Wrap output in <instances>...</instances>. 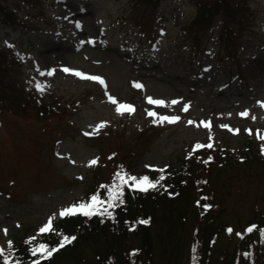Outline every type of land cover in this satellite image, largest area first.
I'll return each mask as SVG.
<instances>
[{
    "label": "rangeland",
    "instance_id": "374dc122",
    "mask_svg": "<svg viewBox=\"0 0 264 264\" xmlns=\"http://www.w3.org/2000/svg\"><path fill=\"white\" fill-rule=\"evenodd\" d=\"M0 1L15 15L0 25L3 254L39 236L49 219L53 226L61 210L90 203V188L111 181L119 165L140 178L178 171L201 150L213 162L197 159L202 190L174 210V218L185 210L183 224L169 236L168 223L149 228L152 264H187L198 199L214 226H229L212 250L215 262L227 264L245 227L264 219V0H230L235 14L227 25L222 14L210 24L199 0ZM73 72L102 78L107 91ZM109 95L134 112L117 114ZM148 112L180 119L154 122ZM206 196L211 208H203ZM140 243V235L106 226L60 264H98V252Z\"/></svg>",
    "mask_w": 264,
    "mask_h": 264
},
{
    "label": "trees",
    "instance_id": "16d2710c",
    "mask_svg": "<svg viewBox=\"0 0 264 264\" xmlns=\"http://www.w3.org/2000/svg\"><path fill=\"white\" fill-rule=\"evenodd\" d=\"M26 1V0H25ZM149 2L150 0H143ZM198 12H210V24L213 23V17L216 14H222L227 20L233 18L234 9L230 0H199ZM240 4H234V7L240 8ZM15 16V15H14ZM8 7L0 1V25L2 18L11 19L14 17ZM208 20V19H207ZM206 20V21H207ZM4 65L0 66V70ZM195 151L191 156L184 159L182 166L178 171L168 170L163 173L155 171L145 172L149 180L157 184L155 189H150L147 192H140L130 186H125L122 189V202H117V205L110 209L112 216L93 215L85 217L83 215L66 216L56 221L51 231L40 233L39 236L23 239L11 244L7 252L0 256V264H4L6 257L9 264H60L67 257L72 256L73 251L80 243L96 238L103 231L104 227H109L113 233L126 232L140 235L141 243L139 247H132L127 250H122L120 253L113 250H105L98 252V264H152L154 261V246L152 247V237L149 233V228L158 223H168L169 232L175 234V229L178 225L183 224L181 221L185 218V210L181 211L174 218V210L183 202L188 200L189 194L192 192L195 198V193L202 190L199 182H202L200 177L201 169H198V161L208 160L207 166L213 162L212 154L207 152ZM203 156H205L203 158ZM201 165V164H200ZM199 165V166H200ZM128 167V165H126ZM111 181L102 184L98 189L90 188L89 193L98 196L105 204L101 205V209L106 207L108 201V189L111 188L116 181V174L121 173L127 175V168L119 165L113 170ZM163 176L164 179L160 180ZM207 195V194H206ZM208 197V196H206ZM193 198V199H194ZM208 201L202 203L203 208L206 206L211 208L210 197ZM198 207H195L199 217L197 218L191 239L188 241L187 249V264H220L216 261L213 254V246L216 245L218 238L224 233V228H228L227 223H219L214 226L212 215L202 212L199 206L200 199L196 201ZM203 211H207L203 209ZM262 219V218H261ZM146 220L148 223H140ZM260 220V219H259ZM264 219L248 224L246 232L241 235L237 247L231 253L227 260V264H264ZM253 228V232L260 231L257 237L255 233L248 232L247 229ZM75 237L71 243H65V246L60 248L59 243L65 237ZM41 244L45 245L49 250L58 249L53 252L50 257L41 256L37 253L32 254L34 248H38ZM179 249V248H177ZM222 261L224 258L222 257ZM166 264H170L167 262ZM179 264V263H176Z\"/></svg>",
    "mask_w": 264,
    "mask_h": 264
},
{
    "label": "snow or ice",
    "instance_id": "6c2138e0",
    "mask_svg": "<svg viewBox=\"0 0 264 264\" xmlns=\"http://www.w3.org/2000/svg\"><path fill=\"white\" fill-rule=\"evenodd\" d=\"M77 27H79V25H77ZM88 42L89 43H94L93 41H88ZM63 71L67 73L70 70L65 68V69H63ZM41 74H43V73H41ZM48 74L51 75L52 73L49 72ZM72 74L78 76L80 79L95 81V82L99 83L100 85L104 86L105 90L107 91V85L105 84L104 80L102 78L98 77V76L85 75V74L80 73V72H73ZM133 87L139 89V88H142V85H140L139 83H134ZM37 90L38 91H43V89L41 88L40 85H37ZM108 100H109L110 103H112L113 105L116 106L115 110H116L117 114H121L122 115V114H124V112H128L129 114H131L132 112H134L133 106L127 105V104H124V103H119L117 101V99L112 97L111 95L108 96ZM147 102L149 104H153V105H156V106H164V104H165V102L162 101V100H154L152 98H148ZM171 103L172 104H176V103H178V101L173 100ZM261 106L264 107V104H262ZM187 110H188V107L184 106L183 111L186 112ZM147 114H148V116L154 118V122L156 120H158L161 123L162 122L175 123V122H178L179 119H180L178 116H173V117L157 116V114L155 112H148ZM241 115L242 116H247L248 113L244 112V113H241ZM188 123H189V125H191L194 122L193 121H189ZM200 125H202L205 128H208L209 131H210V122L201 121ZM103 126H104L103 124L98 125L97 126V130L100 127H103ZM222 127H228V126L224 125ZM229 131H237L238 132V130H232V129H229ZM84 134L85 135H90V133H84ZM257 135L259 136V134H257ZM260 138L264 139V137H260ZM202 147H209L210 148V147H212V145L211 144H208L206 146L205 145H200V144L195 145L196 149H200ZM96 163H97V160L93 159L90 162L89 166H93ZM163 179H164V177L161 176L160 180H163ZM116 181H117V183H115L111 188L108 189V201L106 203V207H104L103 209H101L100 206L105 204V202L102 201L98 196L93 195L91 197V202L90 203H80L78 205H72V206H70L68 208H65V209L61 210L59 212V216L61 218H64L66 216H74V215L79 214V215H83V216L89 217V218L92 217L93 215H106L108 217H111L112 216V212L109 211V210L114 208L117 205V202H122V189L125 186H130L133 189L138 190L140 192H147L150 189H155L157 187V184L151 182L149 180V177H147V176H143V177L137 178L135 176H128V175H122L121 173H117L116 174ZM140 223H148V221L142 220V221H140ZM51 230H53L52 229V220L49 219L47 224L44 227H42L40 229V231H41V233H44V232H49ZM227 231L229 233H231L232 229H228ZM247 231L251 232V231H253V228L249 227L247 229ZM5 234H7L6 230H5ZM262 235H264V233H262ZM74 239H75V237H71L70 238V237L65 236L60 241L59 247L60 248L64 247L65 243H71L72 240H74ZM9 247H11V244L9 245ZM57 250L58 249L49 250L48 248H46L45 245L41 244L38 248H34L33 249L32 254L35 256L37 253H39L41 256L50 257L53 254V252H55ZM2 255H3V250L0 249V256H2ZM4 264H9V261H8V259L6 257L4 258ZM37 264H39V262H37Z\"/></svg>",
    "mask_w": 264,
    "mask_h": 264
}]
</instances>
